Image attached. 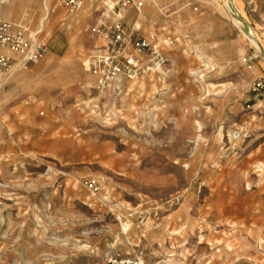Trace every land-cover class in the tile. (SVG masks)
<instances>
[{"label": "rangeland", "instance_id": "374dc122", "mask_svg": "<svg viewBox=\"0 0 264 264\" xmlns=\"http://www.w3.org/2000/svg\"><path fill=\"white\" fill-rule=\"evenodd\" d=\"M15 1L44 53L0 68V264H264V57L226 0L129 11L163 62L108 92L101 2L49 0L41 29L45 0ZM238 1L263 34L264 0Z\"/></svg>", "mask_w": 264, "mask_h": 264}, {"label": "built area", "instance_id": "2783aa9c", "mask_svg": "<svg viewBox=\"0 0 264 264\" xmlns=\"http://www.w3.org/2000/svg\"><path fill=\"white\" fill-rule=\"evenodd\" d=\"M11 0H0V68L13 65L26 66L42 58L43 44L38 43L28 28L2 18L3 8ZM102 4L101 17L94 32L101 39V53L92 57L89 72L97 81L98 89L114 90L127 81L139 79L150 73L154 63L160 60L159 44L140 35V27H128L129 11L141 13L144 0H64L71 11H79L90 2ZM151 53V54H150ZM150 54L152 57H147ZM161 65V64H160ZM253 91L264 97V78L253 84ZM90 190H98L95 182L88 183ZM111 264H138L113 260Z\"/></svg>", "mask_w": 264, "mask_h": 264}, {"label": "bare ground", "instance_id": "6f19581e", "mask_svg": "<svg viewBox=\"0 0 264 264\" xmlns=\"http://www.w3.org/2000/svg\"><path fill=\"white\" fill-rule=\"evenodd\" d=\"M47 6H48V4H47ZM226 6H227L226 7L227 10L234 16L237 25L240 26V28L242 29L243 35L246 37V39H248L250 41V43L253 46H255L259 50L261 55L264 57V44H263L264 33L260 34L256 31V29L254 27H252V24H251V22L247 16V14L243 11V9L241 7L242 4H239L238 0H226ZM46 11H47V13H45L44 18L42 19L41 29L44 28V23L46 21H48L50 18V10L48 12V9H46ZM39 31L41 32V30H39ZM40 32H37L33 37L36 38V36ZM16 66L17 67L13 70H18L22 67L21 65L20 66L16 65Z\"/></svg>", "mask_w": 264, "mask_h": 264}, {"label": "crops", "instance_id": "0c3cea01", "mask_svg": "<svg viewBox=\"0 0 264 264\" xmlns=\"http://www.w3.org/2000/svg\"><path fill=\"white\" fill-rule=\"evenodd\" d=\"M48 1H49V0H45V2H46L47 4H48ZM47 4H46V6H47ZM46 6H45V13H47L46 9H48V12H49V7H48V6L46 7ZM6 7H7V8H6ZM6 7L3 8V11H2V13H1L2 18L5 19V20H7V21H9V22H11L12 20L16 22V20L18 19V16H19V12H20V9H19L20 7L18 6V3L15 1V2H13L9 7H8V6H6ZM98 12H100V8H97V9L94 11L95 14L98 13ZM9 13H10L11 21L8 20ZM45 13H44V15H45ZM85 14H87V15H85ZM129 14H130V15L126 16V18H127L128 20L132 19V17H133V16H132L133 13H129ZM92 16H93L92 8L87 7V10L85 11V13L83 12V14H82V16L80 17V19H81V20H84L85 22H87L88 19H89L90 17H92ZM13 21H12V22H13ZM85 22H84V23H85Z\"/></svg>", "mask_w": 264, "mask_h": 264}]
</instances>
